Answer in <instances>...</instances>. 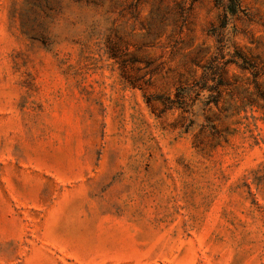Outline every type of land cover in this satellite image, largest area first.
I'll list each match as a JSON object with an SVG mask.
<instances>
[{
  "label": "rangeland",
  "instance_id": "obj_1",
  "mask_svg": "<svg viewBox=\"0 0 264 264\" xmlns=\"http://www.w3.org/2000/svg\"><path fill=\"white\" fill-rule=\"evenodd\" d=\"M0 0V264H264V0Z\"/></svg>",
  "mask_w": 264,
  "mask_h": 264
},
{
  "label": "trees",
  "instance_id": "obj_2",
  "mask_svg": "<svg viewBox=\"0 0 264 264\" xmlns=\"http://www.w3.org/2000/svg\"><path fill=\"white\" fill-rule=\"evenodd\" d=\"M241 12H243V8L240 0H227L224 5V22L229 20V18L239 15Z\"/></svg>",
  "mask_w": 264,
  "mask_h": 264
}]
</instances>
